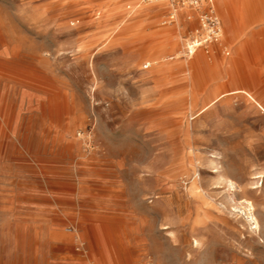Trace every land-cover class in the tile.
Returning <instances> with one entry per match:
<instances>
[{"label":"rangeland","instance_id":"rangeland-1","mask_svg":"<svg viewBox=\"0 0 264 264\" xmlns=\"http://www.w3.org/2000/svg\"><path fill=\"white\" fill-rule=\"evenodd\" d=\"M214 1L192 54L174 0H0V264H264V114L209 104L264 24Z\"/></svg>","mask_w":264,"mask_h":264},{"label":"bare ground","instance_id":"bare-ground-1","mask_svg":"<svg viewBox=\"0 0 264 264\" xmlns=\"http://www.w3.org/2000/svg\"><path fill=\"white\" fill-rule=\"evenodd\" d=\"M219 3L221 5L220 9L222 10L224 8H227V9L230 8V2L228 0H219ZM240 3L241 2H236L233 5L236 10L235 16L242 18L244 15L243 10H247L249 13H251L253 18H256V20H254V23L262 22L264 24V1L263 0H261L260 2L257 1L255 3H250L249 0H246V2L243 3L244 4L243 7ZM204 8H206V2L203 3V6L200 9H204ZM200 9L191 8L189 9V11L191 10L193 11L191 13V12H188V9L186 8H181L179 12L178 9L174 7V10L179 12L178 16L185 14L186 11L187 13H191L192 15L191 14L187 15L188 17H190V19H192L193 16L198 15V13H200ZM215 11L221 23L220 15L218 14L216 8H215ZM258 14H260L259 18H258ZM222 16H223L225 25H228L229 21H231L232 18L227 14H222ZM223 34H224V31L222 27V35ZM232 35L230 34V36ZM186 44H187V49L189 53L195 54L198 51V48L202 43L199 41V39H196L195 37L189 40ZM249 44H251V41L245 39L243 42H241V45L239 46V48H237L236 50H233V54H232L233 56H231L230 58L224 59L223 61L220 62L223 68L225 67L227 68V70L226 69L225 70L230 80L237 81L238 85L235 88H227L226 91H220L216 93L215 96L210 100L209 104L212 103L213 101L221 99L222 97L226 95H236V96L244 97L245 100L251 106L256 107L259 112L264 114V97L259 95L256 91L249 89L247 85L245 84L246 80L255 82V83H260V82L264 83V71H261L263 70L261 56L259 53L251 54V53L245 52V49L248 47L247 45ZM255 45H264V38L260 36V40L257 43H255ZM261 53H262V50H261ZM231 65H234L235 69L229 71Z\"/></svg>","mask_w":264,"mask_h":264},{"label":"built area","instance_id":"built-area-1","mask_svg":"<svg viewBox=\"0 0 264 264\" xmlns=\"http://www.w3.org/2000/svg\"><path fill=\"white\" fill-rule=\"evenodd\" d=\"M174 2L188 6L192 9H200L203 6V3L206 2V0H174ZM213 2L214 0H207L206 8L200 9V11L207 10V12L200 14L204 31L198 36H195L196 39H199L202 44L203 42H213L219 40L222 36V26L218 15L216 14ZM199 31L200 30H198V32Z\"/></svg>","mask_w":264,"mask_h":264},{"label":"crops","instance_id":"crops-1","mask_svg":"<svg viewBox=\"0 0 264 264\" xmlns=\"http://www.w3.org/2000/svg\"><path fill=\"white\" fill-rule=\"evenodd\" d=\"M213 5H214V7L216 8V10H217V6H216V3H215V1L213 2ZM217 12H218V10H217ZM218 14H219V12H218ZM221 23H222V21H221ZM224 27H225V25H224ZM223 31H224V34H225V28H223ZM227 48V47H226ZM226 53H228V52H226Z\"/></svg>","mask_w":264,"mask_h":264}]
</instances>
